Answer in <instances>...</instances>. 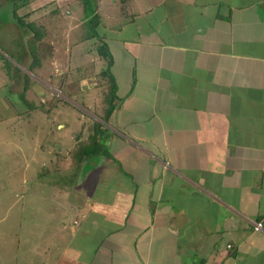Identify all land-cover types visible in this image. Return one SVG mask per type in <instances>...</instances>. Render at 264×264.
<instances>
[{"label":"crops","instance_id":"1","mask_svg":"<svg viewBox=\"0 0 264 264\" xmlns=\"http://www.w3.org/2000/svg\"><path fill=\"white\" fill-rule=\"evenodd\" d=\"M32 1L0 0L11 13L0 26V264H264V0L91 2L89 58L103 71L95 48L106 47L114 101L101 152L67 176L74 198L65 181L63 195H35L40 173L28 172L73 170V145L92 133L72 143V116L54 118L25 144L10 123L32 105L25 83L40 91L63 74L64 89L67 76L73 86L88 72L69 47L86 18L81 0H60L63 18L54 2L41 11ZM13 15L40 27L33 57Z\"/></svg>","mask_w":264,"mask_h":264},{"label":"rangeland","instance_id":"2","mask_svg":"<svg viewBox=\"0 0 264 264\" xmlns=\"http://www.w3.org/2000/svg\"><path fill=\"white\" fill-rule=\"evenodd\" d=\"M23 1V0H21ZM50 1V2H49ZM20 2V1H19ZM47 2H49L48 4H54L56 9V14L60 16V18L64 17V9L63 8H59V6L57 5L58 2H60V0H34L31 3H28V7L30 9H32L33 7L37 6L38 9H40L41 11L46 9V6H48ZM46 4V5H45ZM9 12V9H7L6 11H0V26L4 25L7 22V17H6V13ZM11 14V13H10ZM55 18L57 17L54 14ZM90 31L88 29V27L84 26L83 28L80 27V29L75 33L73 37V39H75V41H79L80 42H73L70 40V44L69 47L72 48V46L78 47L81 49V51L79 53H77V56L79 54H82L83 61H86V68H84L85 70H87L88 72H83L84 74L81 75L82 73H78L77 75H73V80L75 82V84H73V86H68L69 84V79L68 76L66 77V81H67V86L60 89V87H62V83H63V79L65 78V76L63 74L59 75L57 78L51 79L50 80V84H46L45 87L41 88L40 91L37 90H32V88L30 87L29 84L25 83L26 88L28 87L27 92H24V98H26L29 102L32 103L31 104H24V106L22 107V111L25 112L24 116H20V118L17 119L16 123H10V126L14 127V131L18 132L16 127H19V133L22 132L24 135V143H27V139L31 137V131H39L41 134L39 136L38 139H41L42 134L44 132L47 133V130H51V124L52 121H54V118L56 120V122H58L60 120V118H62L63 120L66 119L68 116L71 117L72 122L69 124L68 129L71 131L72 134V143H74V140H76L79 136L81 137L83 135L84 138H86V134H84L85 132H90L91 128L93 125H98L99 126H103V115H104V110H105V100H104V96L105 94L108 92V86L104 85L105 84V79H103L101 77L100 74V70L99 67H97V62L95 60L90 59L89 57L93 56L95 53H89L88 49L89 47L93 44L94 40L89 39V35H90ZM18 45L23 46V48L27 49V44L26 41L23 42L21 40ZM77 45V46H76ZM94 45V44H93ZM87 48V49H86ZM74 49V48H73ZM84 49V50H83ZM8 55H10V53H7ZM76 56V57H77ZM10 57L13 59V57L10 55ZM68 57V54H67ZM75 54L73 53V50H71L70 52V63H69V68L70 70H72V68H74L76 66L77 60L74 59ZM94 57V56H93ZM10 60V58H5V66L8 65H12L13 60ZM27 71H31V68L28 66L26 68H24ZM23 70V69H22ZM73 71V70H72ZM102 71V70H101ZM74 72V71H73ZM35 74V73H34ZM40 76V75H39ZM31 78V76H29ZM41 77V76H40ZM77 77V78H76ZM85 77L83 80V82L77 83L76 79H80ZM28 79V78H27ZM42 80V79H41ZM82 80V79H81ZM57 82V83H56ZM82 83V84H81ZM91 85H94L95 90L97 91H89L87 92V90L84 89V87H89ZM71 87V90H69V88ZM58 89L59 91H53L51 92L53 89ZM55 89V90H56ZM51 92V94H50ZM20 97H15V96H11L10 94L8 95V99H16L19 100ZM41 101V102H40ZM89 103H93L94 105L91 106L89 105ZM29 111V113L27 114V112ZM27 115V116H26ZM24 117V118H23ZM75 117H80L78 118V120L81 122L79 125H76V118ZM25 120L24 123H18L21 120ZM27 119V120H26ZM29 119V120H28ZM14 122V121H13ZM12 124V125H11ZM19 124V125H18ZM61 124V123H58ZM33 126V127H32ZM14 136H16V138H14V142L18 143L20 140V134L18 133H13ZM89 134V133H88ZM29 135V136H27ZM86 135V136H85ZM83 138V140H84ZM47 141V140H45ZM29 142L31 143V140H29ZM44 142V141H42ZM86 142V141H84ZM82 142V143H84ZM44 146H46V143L44 142ZM79 146V143H75V145H73L72 147V154H70V158L71 161L72 160V155L74 154L76 147ZM74 162V161H73ZM22 163L20 162H16L15 164H12L14 166L15 170H18V168L21 166ZM74 164V163H73ZM1 166V165H0ZM33 168V169H32ZM33 170L32 173L28 172L29 174L32 175V177L38 175L40 173L39 176V181L38 184L34 187V193L36 194H46V191H50V193H53V191L59 193L57 195H63V188H61V186L64 185V181L68 183V181H73V179L71 180L70 177H67L68 174L71 173V175H74L76 172V165H73V170L67 169L66 172L64 170H59V171H53L51 170L49 167H46L44 169H42V165L40 164L39 168H37L36 164H31L30 165V170ZM30 178V177H29ZM40 179L41 181L45 182V185H41L40 184ZM68 179V180H67ZM69 181V182H70ZM47 184H54L52 187H47ZM74 184V182H73ZM30 182L28 183V185H26L25 189L28 190L29 192L31 191V186ZM69 183L67 185V189L69 187ZM70 191V189H68ZM14 192V191H13ZM71 192V191H70ZM73 192H71V197L74 198L75 196L72 194ZM61 197V196H60ZM62 198V197H61ZM62 203H57V206H60ZM45 207L48 210H54L55 208V214H60V211H58V209L55 207H53L51 204H44ZM52 206V207H51ZM64 206V204H63ZM62 210V209H61Z\"/></svg>","mask_w":264,"mask_h":264},{"label":"trees","instance_id":"3","mask_svg":"<svg viewBox=\"0 0 264 264\" xmlns=\"http://www.w3.org/2000/svg\"><path fill=\"white\" fill-rule=\"evenodd\" d=\"M16 1V0H13ZM93 2V0H81L80 3V7L82 10V15L84 16V18H86V25L89 29V31L91 32L89 35V39H95V28L98 24V16L97 13L94 9V5L91 3ZM24 3H26V0L21 1L20 4H18V6H14V9L19 8L21 5H23ZM91 3V4H90ZM13 11V10H12ZM14 14V11H13ZM16 19V23L19 25V28L23 29L25 31V33H28V35H30V40L29 42H27V50L29 51V54L31 55V57L34 56L35 54V49H34V45L36 40H38L39 38V33L40 27H36L31 23H25L24 21H22L20 18H17L15 15H13ZM96 53L101 57V60L104 61V68L103 71H100L101 77L103 79H105V86H108V92L105 94L104 96V100H105V110H104V115H103V123L106 122V120L108 119L112 109H113V93H114V82L113 79L111 78L110 74H109V66L111 63V57L106 49V47L104 45H101L98 43V45L96 46ZM25 90H23L24 92ZM92 131V135L88 137L87 140V144L84 146H78L74 152V154L72 155V159L74 161V166L76 165V169L77 167L80 166V164H82L84 162V160L90 157H94V155H97L100 151V146L97 145L96 143V138L98 135V132H100V128H99V124L98 125H93L91 128ZM102 155L104 157H108L106 155V153L103 151ZM76 172V171H75Z\"/></svg>","mask_w":264,"mask_h":264},{"label":"built area","instance_id":"4","mask_svg":"<svg viewBox=\"0 0 264 264\" xmlns=\"http://www.w3.org/2000/svg\"><path fill=\"white\" fill-rule=\"evenodd\" d=\"M260 230V224L254 226L253 231L258 232Z\"/></svg>","mask_w":264,"mask_h":264}]
</instances>
